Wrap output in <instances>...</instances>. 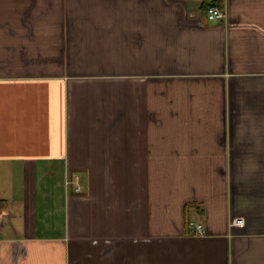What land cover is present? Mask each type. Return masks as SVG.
<instances>
[{"label":"crops","instance_id":"obj_1","mask_svg":"<svg viewBox=\"0 0 264 264\" xmlns=\"http://www.w3.org/2000/svg\"><path fill=\"white\" fill-rule=\"evenodd\" d=\"M0 218V264H264V0H0Z\"/></svg>","mask_w":264,"mask_h":264},{"label":"built area","instance_id":"obj_2","mask_svg":"<svg viewBox=\"0 0 264 264\" xmlns=\"http://www.w3.org/2000/svg\"><path fill=\"white\" fill-rule=\"evenodd\" d=\"M207 17L210 20H221L225 19L227 17V11L223 7L219 6L218 4H211L207 8ZM72 183L74 184L75 190L76 191H82L83 187L81 184V178L79 174L74 175ZM244 222L243 218L241 217H236L233 218L230 221V227H235L237 225H242ZM189 228L193 229L196 231V233H202L204 231V225L195 220L192 219L188 222ZM2 230V219L0 218V232Z\"/></svg>","mask_w":264,"mask_h":264}]
</instances>
